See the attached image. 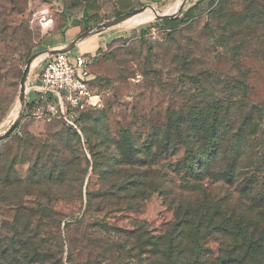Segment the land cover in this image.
<instances>
[{
	"label": "rangeland",
	"instance_id": "374dc122",
	"mask_svg": "<svg viewBox=\"0 0 264 264\" xmlns=\"http://www.w3.org/2000/svg\"><path fill=\"white\" fill-rule=\"evenodd\" d=\"M181 3L0 0V134L22 119L0 141V173L10 174L4 160L18 157L15 173L23 181L0 186V264H26L24 258L34 254L21 249L31 248L30 242L62 264H126L127 258L144 264L132 256L138 249L125 232L141 227V241L147 230L164 233L175 220L177 203L152 192L140 206L115 207L108 204L116 201L111 181L137 172L126 162L131 158L146 161L178 185L191 184L198 175V114L217 116L221 123L214 173L221 175L236 162L240 167L236 182L204 180L207 190L230 200L238 199L240 190L252 191L259 196L254 208L264 212V0H185L179 9ZM145 6L177 17L143 12L110 28L101 26ZM90 30L81 46L69 51L74 58L98 45L84 54L93 56L92 86L102 94L103 106L81 121L82 134L61 121L24 114L21 88L28 60L35 58L27 79L29 99L34 96L30 84L40 79L44 63L39 57L60 46L63 33H73L72 42ZM123 137L135 149L128 150ZM120 159H126L123 166ZM43 170L57 181L43 175L33 186L26 183ZM103 191L109 194L97 198ZM44 210L54 219H41ZM217 240L209 237L205 246L217 251ZM111 243L122 248L113 261L102 254Z\"/></svg>",
	"mask_w": 264,
	"mask_h": 264
},
{
	"label": "trees",
	"instance_id": "16d2710c",
	"mask_svg": "<svg viewBox=\"0 0 264 264\" xmlns=\"http://www.w3.org/2000/svg\"><path fill=\"white\" fill-rule=\"evenodd\" d=\"M31 108L32 105L30 104L29 109ZM93 110L95 109L78 112L75 123L79 130L61 119L55 120L61 121L69 128L82 134L81 121ZM202 122L204 125L198 128ZM209 122L213 123L212 126ZM220 124L217 116L212 119L211 115L205 117V114H198V118L195 120V173L198 169V175L195 174V179L190 181L191 184L178 185L168 175H162L161 172L155 171L146 161L137 162L131 158L127 161L120 159L118 165L123 166L124 161L131 163V166H136L134 168L137 170L136 173L111 181V184L108 180L103 181V183L110 184V188L114 189L113 196L116 197V201H108V204L115 207L135 208L140 206L151 196L152 192L161 193L169 203H177L175 220L164 233L154 235L147 230L146 239L141 241V227L125 232L135 240L138 253L132 256L139 259L141 263L264 264V212L254 208V202L259 197L257 193L253 192L252 195V191H250L249 194L244 195L245 191L240 190L238 192L241 196L239 195L238 199L230 200L227 196L223 197L209 192L207 185L203 183L204 180L211 184L220 181L233 184L237 181L236 178L240 170L237 162L221 175L214 173L213 165L220 157L219 147L222 135ZM81 136L87 140L84 134ZM169 139H171L170 133L168 134ZM122 141L125 142L128 150L135 149L134 145L129 144L128 138L123 137ZM121 146L124 145L121 143ZM4 162L10 165L11 173L6 177L0 173V186L9 187L23 183L15 173L18 157L12 160L5 159ZM43 175H47V179L51 182L57 181L53 176L49 177V174L43 170L39 175L29 177L26 183L33 186L36 182L41 181L38 177L41 178ZM196 192L201 193V197H195ZM108 194L109 192L103 191L100 193L101 196L97 198L100 199L103 195ZM91 197L92 195H89L90 200H92ZM249 200L250 203H248ZM39 214H41L38 215L41 219H54L51 217V211L44 210L40 211ZM31 233L32 230L29 229L27 234L30 241L32 240ZM212 236L218 239L219 249L217 251L205 246V240ZM29 245L31 248H26L23 245L21 249V251H30L34 254L30 259L24 258L27 260L26 264H62L59 257L47 258L48 256L38 244L34 245L30 242ZM11 246L12 244H10ZM117 248L115 244L111 243L110 247L104 249L102 254L108 257L109 261H113L114 253L122 250L121 247L118 250ZM16 249L17 245L15 244L14 250ZM7 254L8 250L2 253V255ZM17 254H19V250L16 252ZM17 256L19 258V255ZM119 257L121 258V256ZM0 259L2 261L1 256ZM127 260L126 264H131L128 258Z\"/></svg>",
	"mask_w": 264,
	"mask_h": 264
},
{
	"label": "built area",
	"instance_id": "2783aa9c",
	"mask_svg": "<svg viewBox=\"0 0 264 264\" xmlns=\"http://www.w3.org/2000/svg\"><path fill=\"white\" fill-rule=\"evenodd\" d=\"M69 54L58 52L43 57L41 83L32 90L34 96L28 99L25 113L45 121L61 119L78 129V112L102 107L103 98L92 86L93 56L79 54L72 58Z\"/></svg>",
	"mask_w": 264,
	"mask_h": 264
},
{
	"label": "water",
	"instance_id": "95a60500",
	"mask_svg": "<svg viewBox=\"0 0 264 264\" xmlns=\"http://www.w3.org/2000/svg\"><path fill=\"white\" fill-rule=\"evenodd\" d=\"M184 2L185 0H182V3H181V6H180V9L183 8L184 6ZM149 7L148 6H145V7H141V8H137V9H134L132 11H129L123 15H120L118 18L112 20V21H109V22H106V23H103L101 24V26H103V28H110L114 25H117L119 23H122L124 21H126L127 19L131 18L132 16L148 9ZM154 12H156L158 15H160L162 18L164 19H168V18H176L177 15L175 13L173 14H165V13H162V10L161 9H157V8H154V7H150ZM91 30L90 31H86L84 33H82L77 39H75L74 41H72L70 44H68L67 46L65 47H62V48H56V49H49L48 51H46V55H51V54H55V53H58V52H69L71 51L72 49H74L82 39L88 37L90 34H91ZM35 59V58H34ZM34 59H29L28 60V63H27V66L24 70V73H23V76H22V88H21V102H22V110H23V113L25 114L26 112V109H27V105H28V95H27V79H28V76H29V73H30V70H31V66H32V62ZM21 117H17L14 122L11 124V126L2 134H0V141H3L7 138H9L15 131L16 129L19 127L20 123H21Z\"/></svg>",
	"mask_w": 264,
	"mask_h": 264
},
{
	"label": "crops",
	"instance_id": "0c3cea01",
	"mask_svg": "<svg viewBox=\"0 0 264 264\" xmlns=\"http://www.w3.org/2000/svg\"><path fill=\"white\" fill-rule=\"evenodd\" d=\"M73 33H71V34H68V33H63L62 35H61V37H60V42L62 43L60 46H57V48H62V47H65V46H67L70 42H71V39L73 38ZM86 41V39L84 40V42ZM65 42V43H64ZM91 43H93L92 41H87V44H88V46H90V44ZM53 46H55V45H53ZM81 45H77L76 46V48H79ZM98 45H96L95 47H97ZM94 47V48H95ZM54 48H56V47H54ZM94 48H87V50H85V51H87V52H84V51H78L77 53L78 54H84V53H92L93 52V50H94ZM39 84H40V79H38L37 80V82L36 83H34V84H30V85H32L31 86V88H32V90L33 89H35V88H37V86H39ZM32 94V93H31Z\"/></svg>",
	"mask_w": 264,
	"mask_h": 264
},
{
	"label": "bare ground",
	"instance_id": "6f19581e",
	"mask_svg": "<svg viewBox=\"0 0 264 264\" xmlns=\"http://www.w3.org/2000/svg\"><path fill=\"white\" fill-rule=\"evenodd\" d=\"M181 6V5H180ZM149 8L148 9H146V10H144V11H142V12H140V13H138V14H136V15H134V16H137V15H139V14H141V13H143V12H148V13H155V14H157L156 12H154L150 7L151 6H148ZM154 8H156V7H154ZM157 9H159V8H157ZM180 9V8H179ZM162 10V9H161ZM162 13H163V10H162ZM174 13H176V12H174ZM134 16H132L131 18H129V19H132ZM129 19H127V20H129ZM46 55V54H45ZM45 55H42V56H40L39 58H41V57H43V56H45ZM38 59V58H37ZM35 60V59H34ZM33 60V61H34ZM33 63V62H32ZM31 90H32V88H31Z\"/></svg>",
	"mask_w": 264,
	"mask_h": 264
}]
</instances>
